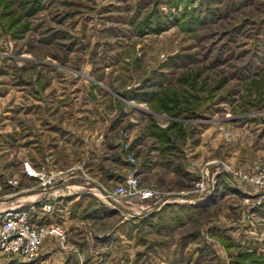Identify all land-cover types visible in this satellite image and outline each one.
Masks as SVG:
<instances>
[{"label":"rangeland","instance_id":"rangeland-1","mask_svg":"<svg viewBox=\"0 0 264 264\" xmlns=\"http://www.w3.org/2000/svg\"><path fill=\"white\" fill-rule=\"evenodd\" d=\"M146 13L159 23L139 32ZM146 87L153 105L161 93L163 103L178 99V116L122 95ZM29 105L50 107L52 119L59 107L77 108L85 129L109 130L112 181L87 175L81 158L61 162L57 154L53 168L37 153L31 162L23 139ZM173 121L179 126L168 130ZM25 160L57 175L81 168L88 186L98 183L95 196L114 204L109 218L82 210L70 234L55 224L73 245V264L94 259L69 237L106 234L112 223L117 245L93 247L101 253L95 264H236L241 250L264 255V185L235 176L264 172V0H0V199L27 184ZM222 164L229 170H217ZM134 170L138 189L153 195L114 194ZM60 183L51 189L66 187ZM137 212L147 216L123 228L124 216ZM8 263L22 264L0 251V264Z\"/></svg>","mask_w":264,"mask_h":264},{"label":"crops","instance_id":"crops-1","mask_svg":"<svg viewBox=\"0 0 264 264\" xmlns=\"http://www.w3.org/2000/svg\"><path fill=\"white\" fill-rule=\"evenodd\" d=\"M52 108L57 109V107ZM50 110V107L29 105L27 110L24 111L27 120V131L26 136L23 135V139L26 138L27 140L28 150L30 151L29 160L34 163L35 155L41 153L43 161L50 162L54 168L57 161V154L61 162L62 160H66V162L72 163V161L81 158L82 160L80 161L87 165V168H84V172L87 175L91 174L99 181L102 179L107 184L111 182V175L113 174L110 168L112 164L110 158L111 146L110 144H106L109 139V130H107V133H104V131H101L97 127L95 129L91 128L90 130L85 129L82 113L78 112L77 108L59 107V118L57 117L56 119L49 117ZM68 120L71 121L69 122ZM19 131H21V128L18 124L12 134L13 144L16 142L19 144L20 137L17 136V134L19 135ZM57 148L59 150L58 152L56 151ZM21 172L20 175L23 176L21 179L25 182L27 181V184L25 186L23 185V189L20 188L17 193L11 196L10 194H5V197L0 199L1 209L33 207L35 209L33 214L36 224H59L65 228L66 232L69 231L70 227H78L81 221L80 215L82 210H86L87 214L95 213V217L97 218L105 215L109 218V215L112 214L114 216L116 214L114 204L110 203L112 205L110 207L98 196H95L101 191L98 183H93L91 186H88L86 184L88 182L83 181V178L86 177L83 174L81 175V172H83L81 168H76L74 175L73 172H65V175H62L64 177L63 184H66V187L58 186L59 188L55 187L48 191H43L40 188L37 179L26 176L22 166ZM8 187L11 189L12 186L8 185ZM45 202H52L54 204L52 211L43 210L42 205ZM183 204L178 203L180 206H184ZM100 207H104L105 209H103V214H100V211H102ZM145 216L147 215L144 212H137L134 215L130 214V217L124 216V219L121 220L123 222V228L132 220L142 219ZM145 221L148 222L147 220H142L141 222ZM115 226L112 223V226L107 229L106 234L104 232L99 233L98 230H92V233L87 235V237L69 238L75 243H78L80 247L85 248L83 245H88L91 251L87 256L88 258L94 259L92 262L95 264V260H97V257L101 253L99 250L97 252L93 251V247L97 250L105 242L113 244L114 247L117 245L115 241L118 240V237H116L115 232L110 233V228L112 231H115ZM80 240L86 241L81 242ZM64 244L57 236H48L44 239L40 249V257L34 264H73L72 261L77 257L70 248V246L73 248V245L65 244V246Z\"/></svg>","mask_w":264,"mask_h":264},{"label":"built area","instance_id":"built-area-1","mask_svg":"<svg viewBox=\"0 0 264 264\" xmlns=\"http://www.w3.org/2000/svg\"><path fill=\"white\" fill-rule=\"evenodd\" d=\"M125 136H127L126 132ZM128 158L131 159L130 154H128ZM258 166L259 161L252 165L254 170ZM23 168L26 176L38 179V184L43 191H48L64 180L62 175H57L46 168L37 170L28 160L23 161ZM217 170L226 172L229 167L222 164ZM250 171H235L236 179L263 186L264 172L257 175ZM196 186L200 190L205 187L203 181L197 182ZM138 187L139 176L134 170L116 187L114 194L120 197L136 198H145L154 194V191L150 188L138 189ZM105 196L107 198L112 197L110 194H105ZM52 206V202H45L42 208L45 211H50ZM34 211L33 207L0 209V251L11 254L22 264L34 263L38 260L40 247L47 235L56 234L63 244L65 242L64 232L60 226L55 224H35L33 222Z\"/></svg>","mask_w":264,"mask_h":264},{"label":"trees","instance_id":"trees-1","mask_svg":"<svg viewBox=\"0 0 264 264\" xmlns=\"http://www.w3.org/2000/svg\"><path fill=\"white\" fill-rule=\"evenodd\" d=\"M173 3V6L178 5L177 1L171 2V4ZM34 8L35 7H29L26 12L25 15L26 16H31L34 14ZM3 16V13H2ZM154 14L152 13H146L141 20L138 21V26L142 27L139 32H142L145 28L149 29L148 27L152 25V22H155V24H158L159 21L155 20L153 18ZM19 23V19H15L14 21L10 22V28H13L14 26H16ZM29 25V24H28ZM28 25H24L22 26L23 30H26L28 28ZM152 28V27H151ZM161 27H156L155 30H160ZM155 94V93H154ZM154 94L151 93L147 87L146 89H141L140 91H138V89H132L130 91L124 92L122 93V95L126 98L132 99V98H145L146 101L150 102V105L154 108H157L159 110L162 111H166L169 112L171 115L174 116H178V113L180 111V107L178 106V99L172 101L171 99L167 98L168 100L166 102L163 103V93H161L159 95V102H160V106H156L153 105V100L154 98L156 99L157 97H154ZM156 96V95H155ZM179 123L176 121H173L171 123V125L169 126L168 130H171V128L174 127H178ZM151 127H155L156 130H159L161 128H159L155 123L151 124ZM161 134L164 133L163 131H165V129H161ZM167 131V130H166ZM159 135H160V131H159ZM174 146V144H165V145H161V150H166V149H171ZM162 151V152H163ZM235 262L236 264H264V255L261 253H256V252H251L248 249L247 250H241L240 252L237 253L236 258H235ZM9 264V263H8ZM11 264V263H10ZM26 264H34V263H26Z\"/></svg>","mask_w":264,"mask_h":264}]
</instances>
